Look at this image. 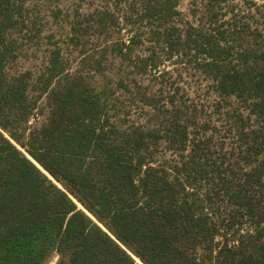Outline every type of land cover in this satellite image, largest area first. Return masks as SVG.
<instances>
[{"label":"trees","instance_id":"1","mask_svg":"<svg viewBox=\"0 0 264 264\" xmlns=\"http://www.w3.org/2000/svg\"><path fill=\"white\" fill-rule=\"evenodd\" d=\"M103 1L32 70L0 0V264H264V3Z\"/></svg>","mask_w":264,"mask_h":264},{"label":"rangeland","instance_id":"2","mask_svg":"<svg viewBox=\"0 0 264 264\" xmlns=\"http://www.w3.org/2000/svg\"><path fill=\"white\" fill-rule=\"evenodd\" d=\"M191 3L192 0H180L178 10L183 17L189 16ZM26 6L30 21L28 36L33 38L29 41L27 39L23 40L24 43L17 67L32 70L39 67L45 60L48 50L54 46H61L65 55L69 56L74 63L93 56L96 57L99 48L103 45V38H98L94 33L80 39L79 46L72 49L67 48L66 42L72 22L76 19L80 20L95 11L102 10L104 7H109L114 11L122 25V17L125 15L126 10L123 6L114 8L111 2L103 0H26ZM127 30L132 31V27L127 26L122 30L120 36L124 40L128 38ZM120 36H117V38H120ZM138 51L140 52L141 49L138 48ZM43 118V115H39L36 118L37 124ZM58 259V255L54 253L46 264H57Z\"/></svg>","mask_w":264,"mask_h":264},{"label":"snow or ice","instance_id":"3","mask_svg":"<svg viewBox=\"0 0 264 264\" xmlns=\"http://www.w3.org/2000/svg\"><path fill=\"white\" fill-rule=\"evenodd\" d=\"M261 3H264V0H261Z\"/></svg>","mask_w":264,"mask_h":264}]
</instances>
